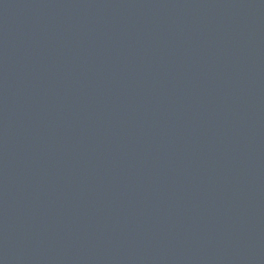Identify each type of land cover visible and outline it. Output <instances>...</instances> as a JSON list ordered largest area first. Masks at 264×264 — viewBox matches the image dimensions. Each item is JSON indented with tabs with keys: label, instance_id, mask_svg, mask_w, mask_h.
<instances>
[{
	"label": "water",
	"instance_id": "water-1",
	"mask_svg": "<svg viewBox=\"0 0 264 264\" xmlns=\"http://www.w3.org/2000/svg\"><path fill=\"white\" fill-rule=\"evenodd\" d=\"M0 264H264V0H0Z\"/></svg>",
	"mask_w": 264,
	"mask_h": 264
}]
</instances>
